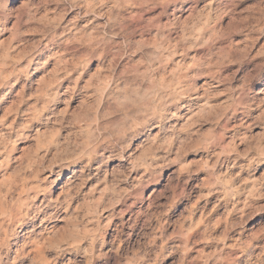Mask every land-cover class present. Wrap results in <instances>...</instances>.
Segmentation results:
<instances>
[{"label":"clouds","instance_id":"9594fccd","mask_svg":"<svg viewBox=\"0 0 264 264\" xmlns=\"http://www.w3.org/2000/svg\"><path fill=\"white\" fill-rule=\"evenodd\" d=\"M33 28L6 71L29 92L61 73L0 119V264H31L53 235L48 264H193L173 206L259 204L244 181L264 171V0H0L12 56ZM213 246L211 264H264V232Z\"/></svg>","mask_w":264,"mask_h":264},{"label":"rangeland","instance_id":"374dc122","mask_svg":"<svg viewBox=\"0 0 264 264\" xmlns=\"http://www.w3.org/2000/svg\"><path fill=\"white\" fill-rule=\"evenodd\" d=\"M18 0H14V3ZM43 22L54 23V20H46L42 18ZM25 43L28 45L22 50L18 51L15 56H12L9 45L12 44V40L9 39L8 44L0 42V81L7 80L10 88H0V93H6L5 100L0 104V119L5 116H9V113L14 112L17 108L23 109V97L28 94L31 97H39L47 89L57 85V77L61 73V69L53 61L49 66L40 70L36 80L33 83L32 89L29 92L28 85L22 81L17 83V76L11 71H6L7 61L11 58L18 65L24 64L29 57L31 50L36 47L40 42L39 29L33 28L31 32L27 33L24 37ZM243 52V50H241ZM39 59V57H37ZM35 63V61H33ZM247 64V61H244ZM49 72V73H48ZM30 79V77H29ZM251 121H249L250 123ZM256 133L260 132V129H255ZM50 142L56 135V130L52 129L46 133H43ZM37 150L45 145L41 142V131L37 129V135L35 137ZM243 147V146H241ZM32 149L30 147L22 149L27 154ZM194 155V154H189ZM198 164L199 167L204 166L203 161L195 160L191 161ZM23 172V166L21 168ZM264 177V171L256 172L252 176L245 177V183H249V197H257L259 204L254 205L250 209H244L240 213H235L232 208L227 207L223 203L217 204L214 198L211 199V203L207 209L201 207L204 201H200L194 207L197 209L195 216H187L186 213L189 207H192L190 202H185V206L176 212L175 205L169 212L172 217L169 220L176 231L173 234L174 238H178V246L181 247V251L184 250L183 246L179 245L180 240L189 241L191 238H196V248H192L187 252L189 258L193 261V264H211L209 257L216 251L213 246V239L217 242L225 241L226 237H232L233 233H239L243 236L256 235L257 233L264 232V220L258 221L253 224L252 221L257 217H264V187L261 186V178ZM27 179V177H23ZM241 207H243L241 205ZM144 209H142L143 211ZM207 212V219H205V213ZM211 222L209 228L205 229L204 225ZM241 229L243 231L241 232ZM58 237L50 236L46 244H41L32 256L31 264H48L49 257L47 256L46 248L49 245L57 244ZM171 243V242H170ZM196 249H200L197 251ZM40 251L39 253H36ZM40 254V255H38ZM35 256V257H34Z\"/></svg>","mask_w":264,"mask_h":264},{"label":"bare ground","instance_id":"6f19581e","mask_svg":"<svg viewBox=\"0 0 264 264\" xmlns=\"http://www.w3.org/2000/svg\"><path fill=\"white\" fill-rule=\"evenodd\" d=\"M48 73H49V72H48ZM37 250H38V249H37ZM37 250H36V251H37ZM39 252H40V251H38V252H36V253H39ZM38 255H40V254H38ZM34 257H35V256H34Z\"/></svg>","mask_w":264,"mask_h":264}]
</instances>
